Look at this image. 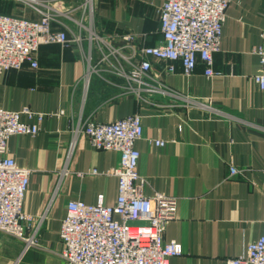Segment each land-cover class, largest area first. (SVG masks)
<instances>
[{"label": "crops", "instance_id": "0c3cea01", "mask_svg": "<svg viewBox=\"0 0 264 264\" xmlns=\"http://www.w3.org/2000/svg\"><path fill=\"white\" fill-rule=\"evenodd\" d=\"M46 1L65 11L52 26L66 30L69 42L42 45L35 53L37 68L25 64L0 74V106L66 113L47 116L37 135H13L8 141L7 155L31 170L23 209L45 218L41 247L24 251L21 240L0 232V264H67L60 256V232L68 202L92 204L100 193L107 204L116 202L119 180L106 172L118 166L120 154L95 149L84 135L71 149L70 128L81 112L99 122L142 116L136 147L139 173L148 180L144 194L161 192L177 200V216L166 225L164 239L181 242L183 253L169 264H226L244 254L264 233V90L254 80L261 66L254 49L264 28V0L229 4L213 76H206L201 60L186 76L180 61L169 72V61L151 58L148 82L163 91L140 95L124 90L123 79L105 69L106 63L105 70L90 73L85 94L84 76L101 53L97 41H90L80 8L84 0ZM163 1L95 0L94 29L115 45L127 33L135 35V47L155 45L162 39ZM0 14L41 18L27 0H0ZM79 33L81 42L75 40ZM154 139L166 143L157 146ZM231 166L243 173L231 176Z\"/></svg>", "mask_w": 264, "mask_h": 264}, {"label": "built area", "instance_id": "2783aa9c", "mask_svg": "<svg viewBox=\"0 0 264 264\" xmlns=\"http://www.w3.org/2000/svg\"><path fill=\"white\" fill-rule=\"evenodd\" d=\"M232 1L164 0L159 9L162 39L155 45L135 47L132 33L121 36L120 46L99 35L93 25L95 0H84L80 8L89 22L90 41H97L101 53L98 63L94 67L89 65L84 76L85 94L90 85V73L105 69L121 77L122 87L128 92L140 95L144 90L163 91L158 85L153 89L148 82L151 80V58L169 61V72L175 70L172 63L180 61L186 76L193 73L201 60L206 66V76H213L214 54L220 51L226 11ZM27 2L41 14L39 20L0 14V74L21 69L25 64L37 68L39 63L35 53L42 45H67L69 42L66 30H54L52 26L64 10L46 0ZM260 36L261 42L254 53L261 66L254 80L264 90V28ZM75 40L81 42L82 34H77ZM92 59L91 55L90 63ZM105 63L108 67L104 69L102 64ZM65 113L64 109L40 112L30 106L20 110L0 106V232L21 240L24 251L41 247L40 226L45 215L36 219L24 211L31 170L20 167L7 155L8 141L13 135H37L47 116ZM70 130L74 136L71 149L76 138L84 135L95 149L118 152L120 160L117 167L106 172L119 180L114 204L105 202L104 193L98 194L97 201L92 204L80 199L68 202L60 232L63 245L60 256L67 264H169L172 257L181 255V242L164 239L166 225L177 216V200L161 192L148 196L143 191L148 180L139 173L141 153L136 147L144 131L142 116L131 114L114 121L99 122L84 119L81 112ZM153 141L157 146L166 143L162 139ZM93 173L99 172L94 169ZM242 173L243 170L231 166V176ZM226 264H264V233L248 244L244 254L228 258Z\"/></svg>", "mask_w": 264, "mask_h": 264}]
</instances>
